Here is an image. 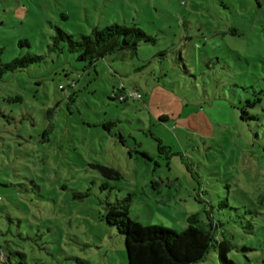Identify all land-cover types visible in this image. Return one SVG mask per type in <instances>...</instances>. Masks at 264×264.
<instances>
[{"label": "rangeland", "instance_id": "obj_1", "mask_svg": "<svg viewBox=\"0 0 264 264\" xmlns=\"http://www.w3.org/2000/svg\"><path fill=\"white\" fill-rule=\"evenodd\" d=\"M113 23L154 41L93 65L49 49L56 27ZM27 52L0 80V264H126L102 215L128 193L142 226L197 214L236 264H264V0H0L1 60Z\"/></svg>", "mask_w": 264, "mask_h": 264}, {"label": "trees", "instance_id": "obj_2", "mask_svg": "<svg viewBox=\"0 0 264 264\" xmlns=\"http://www.w3.org/2000/svg\"><path fill=\"white\" fill-rule=\"evenodd\" d=\"M55 29L56 33L49 49L60 50L64 46L62 42H66L67 49L77 52L78 58L88 60L89 65H93L99 58L115 51L131 50L135 52L142 41H154L141 28L118 23L109 24L103 28L93 27L91 33L81 34L79 38L60 27ZM234 33L237 34V32ZM21 43H27V41L22 40ZM41 58L40 55L31 52L13 57L9 61H2L0 58V80L6 72L22 70ZM177 58V60L183 61L181 53ZM183 65L186 67V64ZM59 87L61 86L59 85ZM119 91L122 92L123 88L121 87ZM114 97H118L120 100L125 99L124 94L121 93L115 94ZM14 99L20 100L21 98L17 95ZM259 100L260 98L247 100L246 104L252 106ZM241 110L243 114H247L245 108ZM249 117L251 118L252 115H248ZM111 124L104 122L103 127L107 129ZM95 166L104 176H119L118 171L112 167L100 164ZM130 203L131 195L129 193L114 202L107 201L105 212L102 215L107 224L114 226L123 235L126 264H199L205 259L210 249L216 252L219 264H236L228 256L229 242L220 238L214 231L220 222L211 220L204 225L197 214H191L187 217L186 227L180 232L154 225L142 226L137 221L130 219ZM242 249L248 250L249 248L243 246Z\"/></svg>", "mask_w": 264, "mask_h": 264}, {"label": "built area", "instance_id": "obj_3", "mask_svg": "<svg viewBox=\"0 0 264 264\" xmlns=\"http://www.w3.org/2000/svg\"><path fill=\"white\" fill-rule=\"evenodd\" d=\"M138 96H140V94L138 93Z\"/></svg>", "mask_w": 264, "mask_h": 264}]
</instances>
